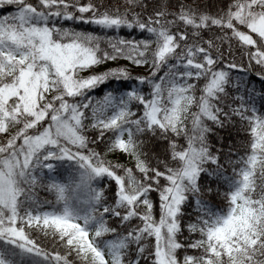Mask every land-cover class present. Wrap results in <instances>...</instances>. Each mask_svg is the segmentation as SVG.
<instances>
[{"label":"snow or ice","instance_id":"6c2138e0","mask_svg":"<svg viewBox=\"0 0 264 264\" xmlns=\"http://www.w3.org/2000/svg\"><path fill=\"white\" fill-rule=\"evenodd\" d=\"M0 10V264H264V0Z\"/></svg>","mask_w":264,"mask_h":264},{"label":"trees","instance_id":"16d2710c","mask_svg":"<svg viewBox=\"0 0 264 264\" xmlns=\"http://www.w3.org/2000/svg\"><path fill=\"white\" fill-rule=\"evenodd\" d=\"M0 13H4V10H0ZM83 27H85V28H87L88 26L87 25H85V26H83ZM138 72H140V73H142V74H147V70L146 69H138L137 70ZM135 74V73H134ZM249 81L251 82V84L252 85H255V87L257 88V89H260L261 87H262V85L260 84V82L254 77V76H249ZM109 159H112L114 162L117 160V159H119V162H121V163H126L127 162V160H126V158L125 157H119V158H117V157H115V156H110L109 157ZM43 195V194H42Z\"/></svg>","mask_w":264,"mask_h":264}]
</instances>
